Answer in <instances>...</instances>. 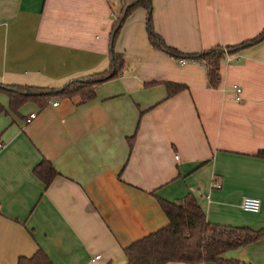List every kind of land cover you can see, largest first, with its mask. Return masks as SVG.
Here are the masks:
<instances>
[{"label":"crops","instance_id":"0c3cea01","mask_svg":"<svg viewBox=\"0 0 264 264\" xmlns=\"http://www.w3.org/2000/svg\"><path fill=\"white\" fill-rule=\"evenodd\" d=\"M152 5L154 31L181 55L152 45L139 7L113 44L123 68L94 99L13 113L0 91V264L38 249L53 264H125V247L169 224L158 199L191 192L212 224L264 227V39L229 50L263 32L264 0ZM121 10L122 0H0V85L61 88L108 69ZM214 48L223 55L211 87L187 55ZM168 83L185 88L170 95ZM43 159L57 172L48 185L33 173ZM246 196L259 212L242 208ZM223 259L201 264H264V237Z\"/></svg>","mask_w":264,"mask_h":264},{"label":"trees","instance_id":"16d2710c","mask_svg":"<svg viewBox=\"0 0 264 264\" xmlns=\"http://www.w3.org/2000/svg\"><path fill=\"white\" fill-rule=\"evenodd\" d=\"M144 7L147 10V27L153 46L163 48L174 55H181L168 47L163 39L154 31L152 24V0H122L121 15L114 24L110 35V66L102 72H95L70 80L61 88L36 87L28 85H0V91L8 97L9 110L18 113L19 108L34 102L39 108L45 107L53 98L79 97L82 102L95 98L96 87L118 75L123 68V57L113 49L118 29L124 19L135 9ZM264 39L263 32L236 47L252 45ZM222 49L214 48L199 54L187 55L195 60H204L208 68L209 85L215 87L219 81ZM170 95H174L185 87L181 84L168 83ZM6 112L0 105V114ZM131 141V139H130ZM131 144V142H130ZM257 156L264 158V151ZM33 173L45 185L57 175L51 163L43 159L34 168ZM162 210L169 219L165 227L142 237L123 249L125 264H169L187 263L201 264L209 261L222 262L227 251L244 247L264 237V227L258 230L250 227H229L212 224L207 220L195 195L191 192L175 202L158 199ZM17 264H53L42 249H38L31 257H20Z\"/></svg>","mask_w":264,"mask_h":264},{"label":"built area","instance_id":"2783aa9c","mask_svg":"<svg viewBox=\"0 0 264 264\" xmlns=\"http://www.w3.org/2000/svg\"><path fill=\"white\" fill-rule=\"evenodd\" d=\"M225 54H226V56H227V60H228V61H231V60L233 59V56H232L231 54L227 53V50H225ZM180 62H181V63H185V62H187V60H186V59H183V58H180ZM199 62L205 64L204 60H199ZM234 89H235V91H236L237 93H240L241 90H242V89H241L240 87H238V86H234ZM238 98H239V97H238ZM238 98H237V99H238ZM52 105H53V106H56V105H57V102H52ZM35 114H36L35 112H31V113L28 115V117L26 118V122L31 121L32 118H34ZM0 146H1V144H0ZM214 185H215L216 187H221L220 182H218V181H216V180H215ZM242 208H243L245 211H247V212L257 213V212H259L260 209H261V200H260L259 198H257V197L246 196V197H244V199H243V201H242Z\"/></svg>","mask_w":264,"mask_h":264}]
</instances>
